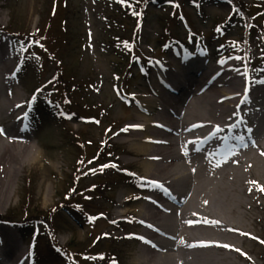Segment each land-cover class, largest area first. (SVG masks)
<instances>
[{
	"label": "rangeland",
	"instance_id": "obj_1",
	"mask_svg": "<svg viewBox=\"0 0 264 264\" xmlns=\"http://www.w3.org/2000/svg\"><path fill=\"white\" fill-rule=\"evenodd\" d=\"M141 1L146 6L138 15L120 0H0V27L24 32V63L15 82L28 100L25 113L37 103L27 123L41 148V157L20 173L17 192L0 214L15 211L17 221L23 219L19 202L27 191L34 201L30 214L55 213V235L40 221L28 228L11 225L22 249L29 250L27 264L129 263L126 225L111 226L109 237L103 233L111 202L123 188L134 191L125 172L131 168L116 164L124 158L117 130L133 114L129 103L143 104L150 97V83L167 62L199 55L208 65L235 60L242 62L246 80L264 77V42L254 30L264 26V0ZM0 35L19 66L13 38ZM94 162L107 170L103 176L91 175ZM76 176V197L66 198ZM258 197V222L251 228L259 238L243 248L251 262L240 264H264V187Z\"/></svg>",
	"mask_w": 264,
	"mask_h": 264
},
{
	"label": "bare ground",
	"instance_id": "obj_2",
	"mask_svg": "<svg viewBox=\"0 0 264 264\" xmlns=\"http://www.w3.org/2000/svg\"><path fill=\"white\" fill-rule=\"evenodd\" d=\"M173 62L150 83L143 104L129 103L133 114L117 130L124 158L116 164L138 174L130 177L134 191L123 188L111 202L104 236L126 225L128 264L251 262L243 248L259 238L251 227L264 187V77L246 80L235 60ZM16 65L0 35V208L41 157L24 123L28 100ZM95 164L91 175L103 176L107 170ZM29 256L0 222V264H27Z\"/></svg>",
	"mask_w": 264,
	"mask_h": 264
},
{
	"label": "trees",
	"instance_id": "obj_3",
	"mask_svg": "<svg viewBox=\"0 0 264 264\" xmlns=\"http://www.w3.org/2000/svg\"><path fill=\"white\" fill-rule=\"evenodd\" d=\"M4 1H8V0H4ZM12 1V0H11ZM124 2H128L129 4H131L132 6H134V10L136 12V14H142L143 11L145 10V6H146V2H142L141 0H124ZM244 6L242 11H245V13L248 11L247 10V5L246 3L242 4ZM249 24V23H248ZM247 24V25H248ZM253 24L250 23V29L252 28ZM254 30L258 31L262 37V41L264 42V26H256L254 25ZM14 35L16 37H19L21 34H23L22 30H19V32H13ZM264 44V43H263ZM245 45H242V49H245L244 47ZM264 57V56H263ZM102 152H99L98 156H101ZM81 169L80 167L78 168V170ZM78 175V174H77ZM77 178H79V176H76L73 183H75L74 186H72V188H70V190L65 194L66 198L69 197V199H74L76 197V193H77V183L78 181ZM32 179H29L27 181V185L29 186L28 189L32 188ZM74 187V188H73ZM73 189V190H72ZM31 191H27L24 197H20V207H21V213L25 214V217L19 221H17V219H19V216L17 214V212L15 211H11L9 210L8 213H6L5 215H0V221H5V222H9V223H15L17 222L20 226L24 227V228H28L30 227V225L32 223H35L36 221H40L42 222V224L47 226L48 231L55 235V227L53 226L52 223V218L55 215V213H48L47 216L43 215V211H36L35 215L34 214H30L29 212L31 211V209H33V205H34V201L30 200L31 199ZM74 206L79 207L74 204ZM65 207V206H64ZM36 210V209H35ZM73 246V244H71ZM71 246V247H72ZM70 247V248H71ZM103 255H100L102 258H106L107 254L102 253ZM109 255V253H108Z\"/></svg>",
	"mask_w": 264,
	"mask_h": 264
},
{
	"label": "snow or ice",
	"instance_id": "obj_4",
	"mask_svg": "<svg viewBox=\"0 0 264 264\" xmlns=\"http://www.w3.org/2000/svg\"><path fill=\"white\" fill-rule=\"evenodd\" d=\"M120 2H122V3H123V2H124V0H120ZM125 46H127V45H125Z\"/></svg>",
	"mask_w": 264,
	"mask_h": 264
}]
</instances>
